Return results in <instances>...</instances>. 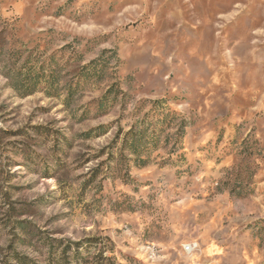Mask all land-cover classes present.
Masks as SVG:
<instances>
[{"label": "rangeland", "instance_id": "374dc122", "mask_svg": "<svg viewBox=\"0 0 264 264\" xmlns=\"http://www.w3.org/2000/svg\"><path fill=\"white\" fill-rule=\"evenodd\" d=\"M0 264H264V0H0Z\"/></svg>", "mask_w": 264, "mask_h": 264}, {"label": "built area", "instance_id": "2783aa9c", "mask_svg": "<svg viewBox=\"0 0 264 264\" xmlns=\"http://www.w3.org/2000/svg\"><path fill=\"white\" fill-rule=\"evenodd\" d=\"M190 248V247H189Z\"/></svg>", "mask_w": 264, "mask_h": 264}]
</instances>
